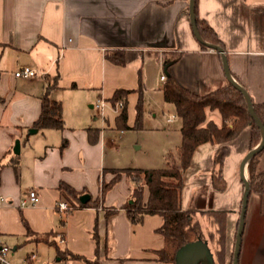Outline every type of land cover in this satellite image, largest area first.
I'll use <instances>...</instances> for the list:
<instances>
[{
    "label": "crops",
    "instance_id": "crops-1",
    "mask_svg": "<svg viewBox=\"0 0 264 264\" xmlns=\"http://www.w3.org/2000/svg\"><path fill=\"white\" fill-rule=\"evenodd\" d=\"M197 13L222 41L232 80L252 102L264 103V0H197ZM111 53L123 55L124 64L108 59ZM24 66L35 69L38 76L15 77ZM167 67L199 95L230 82L222 54L203 48L195 35L190 0H0V161L5 164L0 247L7 242L16 245L13 251L32 247L29 254L37 258L30 264H84L62 258L68 252L98 258L99 264H166L156 255L165 246L158 232L164 218L148 215L141 224H133L123 209L134 189L129 175L123 174L103 198L101 188L115 178L112 170L150 169L148 164L126 161L121 147L125 130L118 126L111 98L119 90L131 91L126 96L130 129H134L139 101L142 127L148 116L157 118L154 108L162 114L170 108L175 117V108L166 103L162 90ZM47 92L62 104L65 129L31 133ZM100 98L107 104L105 120L94 108ZM207 117L221 124L218 111H208ZM181 126L180 121L175 129L162 130L168 140L165 148L173 135L177 142ZM250 139L247 127L229 143L230 154L222 166L224 191L214 190L212 184L217 142L197 147L183 173L182 208L200 222L203 240L213 255L210 232L216 227L207 211L227 212V259L234 252L244 180L248 181V163H242L251 151ZM17 140L20 165L15 171L9 163L16 156ZM257 171L264 172V151ZM62 183L88 195L94 205L59 211L60 200L74 201L60 191ZM30 190L39 194L38 205L20 207ZM148 198L149 189L144 187L143 202ZM113 209L117 211L107 216ZM27 227L33 236H27ZM50 233L54 236L48 242L37 240ZM239 264H264V194L249 197Z\"/></svg>",
    "mask_w": 264,
    "mask_h": 264
},
{
    "label": "trees",
    "instance_id": "trees-1",
    "mask_svg": "<svg viewBox=\"0 0 264 264\" xmlns=\"http://www.w3.org/2000/svg\"><path fill=\"white\" fill-rule=\"evenodd\" d=\"M195 15L197 30L202 39L209 44L223 47L222 41L218 38L215 31L198 16L197 0L195 3ZM203 48H208L202 44ZM108 59L117 64H124L123 55L108 54ZM179 59L176 58L175 61ZM167 77L162 87L164 100L172 104L175 108V116L182 122L180 129L181 144L176 149L177 156L170 151L165 157V166L158 169L127 168L122 170H112L116 175L108 184H102L101 197L120 179L123 174L129 175L134 183V189L130 201L125 204L123 209L133 224H141L148 215H159L164 218V224L158 229V232L165 239L163 249L156 251L157 259L166 264H176L175 257L179 249L183 246L204 239L203 229L194 213L184 211L182 208V191L184 188L183 173L189 167L194 151L197 147L208 142H217L220 148L216 152L215 162L217 170L213 173L212 184L216 191H224L226 182L222 174L224 160L230 154L229 143L233 141L245 128L251 129L250 149L258 146L262 139L261 129L252 117L249 106L244 94L236 88L231 82L212 93L199 95L183 86L177 78L166 69ZM50 87V86H49ZM131 91L119 90L111 98L115 106L122 102L123 108L117 115L118 126L122 130L130 129L127 125V101L126 96ZM254 112L264 126V103L256 104L252 102ZM208 111H218L221 116V124L208 120ZM142 127V105L139 101L137 106V117L133 128ZM33 130L56 129L64 130L65 124L62 115V104L52 100L48 92L41 98V113L34 122ZM92 142L94 138L90 136ZM262 149L258 154L248 162V181L251 194H264V172L257 171V165ZM15 171H18L20 165V156L16 155L9 163ZM5 164L0 161V184L1 172ZM148 187L149 198L146 203L143 202V189ZM62 193L71 195L73 200L67 198L70 210L85 208L94 205L89 199L82 204L80 198L83 195L77 193L70 186L62 183L59 187ZM250 194V195H251ZM117 210H108L107 216L112 215ZM226 217L225 211H213L208 214L210 223L216 227V230L210 232V239L215 243L214 257L215 264H227L226 253ZM94 230V240L97 249L99 239ZM27 236H33L34 233L27 227ZM217 234L219 239L216 238ZM53 237L52 233L38 236L37 240L48 242ZM62 258L82 261L84 264H99V259L89 260L81 255L66 253ZM233 264V261L230 262Z\"/></svg>",
    "mask_w": 264,
    "mask_h": 264
},
{
    "label": "rangeland",
    "instance_id": "rangeland-1",
    "mask_svg": "<svg viewBox=\"0 0 264 264\" xmlns=\"http://www.w3.org/2000/svg\"><path fill=\"white\" fill-rule=\"evenodd\" d=\"M173 58V57H172ZM168 59V61H171ZM167 113L162 114L158 111V109L154 108V112L158 113L156 119L147 117L148 121H146L144 127L134 128V129H125L124 135H122V152L125 154V159L127 162L136 161V164H148L150 169H158L163 168L165 166V157L166 154L172 150L174 152V156L176 154V148L181 144V141H178V137H181V133L179 136L177 134V142H174V135L172 139V143L167 145L168 140L164 137L165 134L162 130H173L180 123L181 119L179 117H174L171 123L165 122L166 119L172 117V110L170 108L165 109ZM157 129H160L158 133ZM119 132V131H118ZM120 134L117 133V136ZM119 140V139H118ZM120 141V140H119ZM124 141V142H123ZM140 149L136 148V146H141ZM164 150L166 153H163ZM149 152V154H148ZM134 168H142V167H134ZM208 214L211 215V211H207ZM216 238L219 239V235L217 234ZM6 245L13 250L16 245L7 242ZM32 247L30 246H21L17 251H13L10 253L8 257V261L10 264H20L21 260H24L29 253H31ZM233 261V251L231 256H229L227 264Z\"/></svg>",
    "mask_w": 264,
    "mask_h": 264
},
{
    "label": "water",
    "instance_id": "water-1",
    "mask_svg": "<svg viewBox=\"0 0 264 264\" xmlns=\"http://www.w3.org/2000/svg\"><path fill=\"white\" fill-rule=\"evenodd\" d=\"M195 3H196V0H190V19H191V24L194 28V32H195L197 39L199 40L200 43L222 54L226 74H227L229 81L244 94L247 104L249 106V111L252 117L254 118V120L256 121L258 127L261 129L262 139L260 143L258 144V146L252 149L250 153L247 155V157L244 159L242 163L243 164L242 166H244L246 163L249 162L251 158H253L256 154H258L262 149H264V126L260 122V120L258 119V117L256 116L254 112L252 100L248 92L243 87L237 85L232 80L231 74L228 69L227 59L224 54V49L220 46H215V45L206 43L202 39L200 33L198 32L197 25H196ZM36 131L37 130H32L30 132L34 133ZM13 152L15 155L20 154V141L19 140L16 141L15 146L13 148ZM244 183H245V192L243 195L241 214H240L238 231H237L235 247H234V252H233V264H239V258H240V252H241V246H242V238H243L244 229H245V218H246V213H247V208H248L249 197L251 194L249 181L244 180ZM80 201L82 204H85L86 202L89 201V196L88 195L82 196L80 198ZM175 261H176V264H215L214 255L209 247L208 241L206 240H198L196 242H192V243H189L183 246L181 249L178 250L176 257H175Z\"/></svg>",
    "mask_w": 264,
    "mask_h": 264
},
{
    "label": "built area",
    "instance_id": "built-area-1",
    "mask_svg": "<svg viewBox=\"0 0 264 264\" xmlns=\"http://www.w3.org/2000/svg\"><path fill=\"white\" fill-rule=\"evenodd\" d=\"M14 75L17 78L32 79L38 76V72L29 66H24L19 68ZM161 78L163 82L166 81V75L163 74ZM106 107L107 104L103 98H100L94 107L96 109L98 117L101 118L102 120L106 119ZM122 108H123L122 102L116 103V105L114 106L115 113L119 114ZM173 118L174 116H172L169 121H172ZM4 200L5 199L3 197H0V203L4 202ZM39 201H40V196L37 193V191L30 190L27 193V196L24 199H22L20 203V207H34L38 205ZM57 209L61 212H66L70 210V205L68 204V202L64 200H60L57 203ZM11 252H13V250H11L7 245L0 247V264H10L8 261V257ZM36 258L37 255L35 253L29 254L24 260L21 261L20 264H30L32 261L36 260Z\"/></svg>",
    "mask_w": 264,
    "mask_h": 264
}]
</instances>
